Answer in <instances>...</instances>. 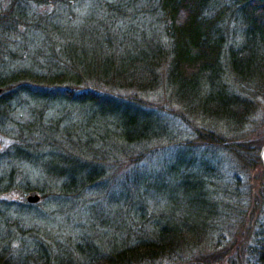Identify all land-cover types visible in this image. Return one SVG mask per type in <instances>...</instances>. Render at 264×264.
I'll return each instance as SVG.
<instances>
[{"label":"trees","instance_id":"16d2710c","mask_svg":"<svg viewBox=\"0 0 264 264\" xmlns=\"http://www.w3.org/2000/svg\"><path fill=\"white\" fill-rule=\"evenodd\" d=\"M0 88L13 139L0 151V264H264V178L238 190L215 157L264 173L249 128L264 96V0H0ZM154 97L193 130L155 172L145 148L177 136ZM116 153L129 170L109 183L102 162ZM96 187L118 192L113 211L94 209L84 235L51 228ZM31 190L35 204L5 197Z\"/></svg>","mask_w":264,"mask_h":264},{"label":"rangeland","instance_id":"374dc122","mask_svg":"<svg viewBox=\"0 0 264 264\" xmlns=\"http://www.w3.org/2000/svg\"><path fill=\"white\" fill-rule=\"evenodd\" d=\"M153 96H150V98ZM264 96H259L258 97V103H257V107L256 109H254L253 111V115L254 117H252V119H250V121H254V123L249 127V128H257L258 131L255 132V136H258V138H263L264 139V98H262ZM149 98V99H150ZM151 100H153L151 98ZM154 102L159 104L162 108H164V111H167L170 116H172L170 119L171 121H168L169 123H171L172 128H174V134H176L177 138L175 141H173V143H170L169 140H165L164 142H155L154 144H149L146 148L145 151L142 153L143 157L145 158L142 163H144L143 167H146L147 169H151L153 172H155L160 163H162V160H165L167 162V164H171L173 163V155L175 153L176 147L177 145L174 142H177L180 140V138L183 139H190L192 138V133L193 130L190 128L189 125H187L186 123H183V121H181L180 119L174 117L171 112H169L168 110H166V102L163 98H155L154 97ZM168 108V107H167ZM22 117H20V120H24V118L26 117L25 112H23V110L20 112ZM47 116H50V112H45ZM194 124V123H193ZM191 129V130H190ZM12 138L7 136L6 133L0 132V151H2L3 149H5L7 146L10 145V143L12 142ZM258 141V140H257ZM264 143H262L263 145ZM260 148V147H259ZM259 152V150H258ZM141 155V156H142ZM258 155V153H257ZM142 157V158H143ZM216 158L220 159L221 162V166L223 167V171L227 170V173H233V172H237L238 177L236 178V181L238 183L235 184L236 189L239 190L240 184H242V182H244V184L242 185V189H244L245 184L246 183H250L249 186L246 187V191L247 189H251V194L254 192V190L252 189V186L254 188L257 187V183H260L263 178H264V173L261 174V172H257L259 170L253 171V173H245V172H240L237 169L234 168L233 163L230 162L229 158L227 156H225L224 154H216L215 155ZM259 157V156H258ZM115 158V159H114ZM123 161V162H122ZM122 162V163H121ZM127 162V160H122L120 159L119 155L116 153V155H112L110 156V158L108 159V161L102 162L104 165V170L107 171L108 173H110L112 176H110V180L109 183H111L112 179H115V176L117 175L119 178H123L124 175H122L123 173H125V171L129 168L127 167H121L120 165H124V163ZM120 163V164H118ZM140 164V163H139ZM138 164V165H139ZM137 165V166H138ZM136 167V166H135ZM18 175H25L26 178H29V181L34 182V183H39L41 182V178H40V170L35 167L32 164L29 163H20L18 165V169H17ZM130 172V171H129ZM259 175V180H257L255 178L254 175ZM226 177H228L226 175ZM39 178V179H37ZM250 191V190H249ZM26 194L21 195L19 192L17 191H13L11 193H8L5 195L6 198L12 199V200H19V201H25V197ZM243 197L244 193H242ZM118 198V192L117 193H113V192H107V190L103 191L101 190L99 187L96 188H92V189H87L85 190L81 196L77 197L74 201V206L72 208H70L67 212V219L65 217V219H62V226H58V224L61 223V220L59 218H55L53 219L54 223H52V229L54 231H56L58 229V231H60V233L63 234H74V235H84L86 234L90 228L91 222L92 220H94V215L92 213L94 209H107V210H112L115 207L114 200H117ZM39 202V201H38ZM36 210V208H32L30 211L32 214H34V211ZM126 212V210H125ZM103 213H106V210L103 211ZM11 215L14 216V214L12 212H10ZM41 217V216H40ZM49 225V224H48ZM238 229V225L234 223V221L232 223L226 224L224 226L223 229V233L222 235H220V239L223 240L222 242V246H220L219 248H223L225 249L227 247V242L226 239L229 240L230 237L232 236H236V234L239 232ZM69 232V233H68ZM15 241V240H14ZM14 241H10V246L14 247L17 243H15ZM226 243H225V242ZM225 243V244H224ZM201 248L203 249V252H210V249H208V247L205 245H202ZM208 259L215 261L216 256L215 255H209ZM207 259V260H208Z\"/></svg>","mask_w":264,"mask_h":264},{"label":"water","instance_id":"95a60500","mask_svg":"<svg viewBox=\"0 0 264 264\" xmlns=\"http://www.w3.org/2000/svg\"><path fill=\"white\" fill-rule=\"evenodd\" d=\"M3 89L0 88V94L2 93ZM259 160L264 168V144L260 146L259 152H258ZM25 200L30 204H35L40 200V195L36 190H31L27 193Z\"/></svg>","mask_w":264,"mask_h":264}]
</instances>
